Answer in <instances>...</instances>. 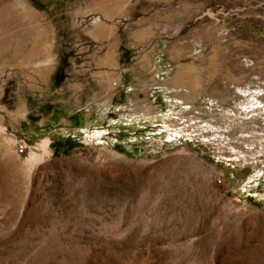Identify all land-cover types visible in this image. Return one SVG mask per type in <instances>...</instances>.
<instances>
[{"label":"rangeland","instance_id":"374dc122","mask_svg":"<svg viewBox=\"0 0 264 264\" xmlns=\"http://www.w3.org/2000/svg\"><path fill=\"white\" fill-rule=\"evenodd\" d=\"M0 264H264V0H0Z\"/></svg>","mask_w":264,"mask_h":264}]
</instances>
